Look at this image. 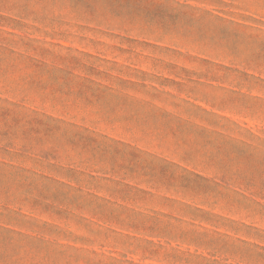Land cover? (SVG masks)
I'll return each mask as SVG.
<instances>
[{"label":"rangeland","instance_id":"1","mask_svg":"<svg viewBox=\"0 0 264 264\" xmlns=\"http://www.w3.org/2000/svg\"><path fill=\"white\" fill-rule=\"evenodd\" d=\"M0 264H264V0H0Z\"/></svg>","mask_w":264,"mask_h":264}]
</instances>
